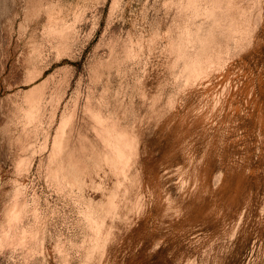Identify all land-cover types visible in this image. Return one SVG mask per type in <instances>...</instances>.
Here are the masks:
<instances>
[{
    "label": "rangeland",
    "instance_id": "obj_1",
    "mask_svg": "<svg viewBox=\"0 0 264 264\" xmlns=\"http://www.w3.org/2000/svg\"><path fill=\"white\" fill-rule=\"evenodd\" d=\"M0 264H264V0H0Z\"/></svg>",
    "mask_w": 264,
    "mask_h": 264
},
{
    "label": "bare ground",
    "instance_id": "obj_2",
    "mask_svg": "<svg viewBox=\"0 0 264 264\" xmlns=\"http://www.w3.org/2000/svg\"><path fill=\"white\" fill-rule=\"evenodd\" d=\"M193 3V1H190V2H188L187 3V5H191ZM200 60L198 59V58H196V59H194V60H192V62H190V64H185L186 66L188 65L189 67H186V68H189V69H191L190 71H197V70H199V69H201V66H200ZM192 75V74H191ZM40 86V85H39ZM38 87V86H37ZM33 88V87H32ZM30 89V88H29ZM33 90H34V88H33ZM38 90H39V87H38ZM28 92V91H27ZM37 92V91H36ZM32 94V93H31ZM30 95V94H29ZM36 96V95H35ZM39 98H40V96H39ZM38 98H36V100H37ZM35 100V101H36ZM39 101V100H38ZM31 102V101H30ZM33 102V101H32ZM37 102V101H36ZM32 105V104H31ZM36 107H38V106H36ZM10 108V107H9ZM35 108V107H34ZM199 108V107H198ZM199 109H201V108H199ZM8 110V109H7ZM10 110V109H9ZM36 111V110H35ZM204 111H205V109H204ZM33 112V111H32ZM199 113H202V110H201V112L200 111H198ZM199 113H197V115H200ZM4 114V113H3ZM5 116V115H4ZM7 117V116H6ZM10 119V118H9ZM6 120V119H5ZM11 120V119H10ZM9 121V120H8ZM12 123V122H11ZM2 124H3V122H2ZM5 124V123H4ZM3 124V125H4ZM6 125V124H5ZM4 125V126H5ZM7 127V126H6ZM8 128V127H7ZM10 128V127H9ZM2 129V128H1ZM8 130V129H7ZM3 131V130H2ZM2 134V133H1ZM3 135V134H2ZM13 139V138H12ZM9 143V142H8ZM5 144V143H4ZM4 146V145H3ZM22 146V145H21ZM20 146V147H21ZM24 146V145H23ZM22 146V147H23ZM6 147V146H5ZM9 147V146H8ZM18 147V146H17ZM24 148H25V146H24ZM7 151H8V149H6ZM22 150V149H21ZM9 153V152H8ZM123 158V155H122V152L120 151L119 152V154L118 155H115V160L116 161H119L118 163H120V161H121V165H122V160L124 161V159H122ZM114 162V161H113ZM115 163V162H114ZM118 163L116 164V166L118 165ZM115 165V164H114ZM120 164H119V167L121 166ZM118 166H117V168H119ZM122 167V166H121ZM123 168V167H122ZM122 168H121V170H122ZM91 220V219H90ZM90 222H92V221H90ZM97 224V223H96ZM97 228H98V226H97ZM99 229H101V228H99ZM98 229V230H99Z\"/></svg>",
    "mask_w": 264,
    "mask_h": 264
}]
</instances>
